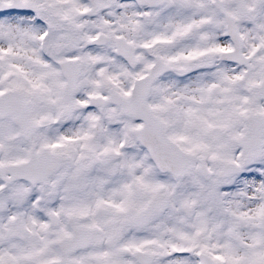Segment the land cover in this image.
I'll return each instance as SVG.
<instances>
[{"label": "snow or ice", "instance_id": "6c2138e0", "mask_svg": "<svg viewBox=\"0 0 264 264\" xmlns=\"http://www.w3.org/2000/svg\"><path fill=\"white\" fill-rule=\"evenodd\" d=\"M0 264H264V0H0Z\"/></svg>", "mask_w": 264, "mask_h": 264}]
</instances>
